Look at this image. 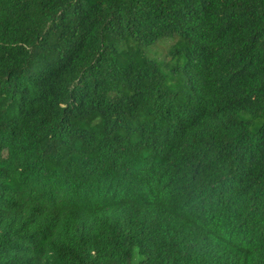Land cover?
Instances as JSON below:
<instances>
[{"label": "trees", "instance_id": "obj_1", "mask_svg": "<svg viewBox=\"0 0 264 264\" xmlns=\"http://www.w3.org/2000/svg\"><path fill=\"white\" fill-rule=\"evenodd\" d=\"M0 264H264V0H0Z\"/></svg>", "mask_w": 264, "mask_h": 264}, {"label": "rangeland", "instance_id": "obj_2", "mask_svg": "<svg viewBox=\"0 0 264 264\" xmlns=\"http://www.w3.org/2000/svg\"><path fill=\"white\" fill-rule=\"evenodd\" d=\"M167 46V41H161L160 43H158V45H155L154 47L150 48L147 54L153 57L164 58Z\"/></svg>", "mask_w": 264, "mask_h": 264}]
</instances>
